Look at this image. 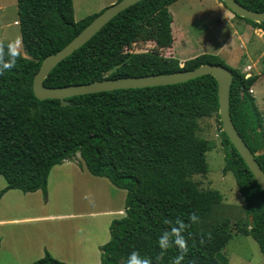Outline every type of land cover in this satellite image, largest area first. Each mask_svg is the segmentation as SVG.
Here are the masks:
<instances>
[{
  "label": "trees",
  "instance_id": "trees-1",
  "mask_svg": "<svg viewBox=\"0 0 264 264\" xmlns=\"http://www.w3.org/2000/svg\"><path fill=\"white\" fill-rule=\"evenodd\" d=\"M178 1L144 0L121 12L58 64L44 85L57 88L223 66L233 74L232 121L264 170V116L250 93L259 76L247 78L209 54L183 66L167 56L175 43L170 7ZM236 1L264 12V0ZM17 8L26 56L18 52L15 67L0 73V176L7 184L1 194L20 190L46 196L51 170L80 155L90 174L127 192L126 215L112 222L110 241L100 248V264H126L131 251L151 264H173L180 255L177 247L157 246L169 227L165 220L185 223L182 235L188 250L179 264H229L223 250L233 236L228 217L234 215L233 206L220 217L223 195L201 189L194 180L209 172L207 153L213 144L198 133L202 119H220L216 79L206 75L171 86L78 96L69 99L67 107L59 100L41 101L33 81L42 61L68 45L100 13L77 22L73 0H17ZM235 16L264 32V22ZM139 43H153L154 48L133 52ZM219 123L223 173L234 176L245 202L247 219L240 231L254 239L264 257V191ZM192 214L197 221L189 220ZM33 264L65 263L47 253Z\"/></svg>",
  "mask_w": 264,
  "mask_h": 264
},
{
  "label": "rangeland",
  "instance_id": "rangeland-1",
  "mask_svg": "<svg viewBox=\"0 0 264 264\" xmlns=\"http://www.w3.org/2000/svg\"><path fill=\"white\" fill-rule=\"evenodd\" d=\"M116 2L117 0H73L75 20L80 22L90 16L99 14ZM221 4V0H180L170 7L174 19L172 30L176 39L174 56L179 60L194 55L209 54L223 60L228 67L244 73L243 70L246 66L254 63L261 52H254L253 58L242 56L244 49L240 48L242 40L239 39L240 33H242L241 25L238 21L229 23L226 21V17L222 16L218 9ZM18 20L17 0H0V43L19 37L20 46L18 52L26 56L22 45L20 27L15 25ZM261 45L262 42L257 40L253 48L259 49ZM153 48V43H139L134 46L132 51L141 53L151 51ZM262 51H264V48ZM170 54L166 55L169 56ZM258 73L264 74V56L260 58V64L252 71V76L258 75ZM219 121L220 119L215 116L200 121L201 129L198 135L210 141L213 144V148L207 153L208 174L204 176L197 175L194 180L199 183L201 189L217 190L223 195L222 207L218 210L220 217H225L229 212L227 207L233 206L234 210L230 211L234 215L228 216L232 222L233 236L223 250L229 264H264V257L258 244L253 238L243 235L240 231V229H243L244 222L247 219L243 208L245 207V202L238 190L234 176L223 173L225 152L221 145ZM70 161L84 164L80 155ZM79 164H77L79 169L83 170L84 167ZM0 178L3 184H6L4 178ZM71 178L69 180L66 179V184L63 187L60 186L58 190L55 189L53 198L55 203H57L58 199L61 202V198L65 197L64 204L71 206L75 210L80 209L79 206L82 207V210L84 209V211L88 212L103 209L106 201L102 194L104 191L100 188L101 186L97 185L89 177ZM106 194H110L113 207L119 208L121 205L120 198L108 191H106ZM125 196H127V192ZM15 210H19V208L16 207ZM1 214L0 206V216ZM123 214L126 215L125 212ZM76 225L77 223L71 225L70 223L63 224L57 227V232L69 234L75 230ZM84 225L85 227H90V221H85Z\"/></svg>",
  "mask_w": 264,
  "mask_h": 264
},
{
  "label": "crops",
  "instance_id": "crops-1",
  "mask_svg": "<svg viewBox=\"0 0 264 264\" xmlns=\"http://www.w3.org/2000/svg\"><path fill=\"white\" fill-rule=\"evenodd\" d=\"M218 9L220 14L226 17L228 23L238 21L241 25L242 33H240L239 39L242 40L240 48L244 49L242 56L253 58L254 52H261L256 61L247 65L243 70L245 72L248 66L251 67L250 74L252 75L254 68L260 64V58L264 56V51H262L264 48L263 30L238 19L223 3ZM15 25L18 26L19 22L16 21ZM257 40H260L262 45L261 48L254 49L253 46ZM174 46L175 43L167 54L172 53L169 56L175 58ZM228 50L233 51L232 49ZM197 56L199 55L179 59L180 65L183 66L187 60ZM258 76L259 79L251 90L257 109L264 116V74L258 73ZM77 164L79 163L69 160L51 170L46 196L41 191L23 193L20 190H9L1 194L7 184H3L0 178L2 211L0 216V264H33L44 258L47 253L55 260L65 264L101 263L100 248L110 241L112 222L125 216L123 212H125L126 191L116 188L106 178L93 176L84 164H79L84 167L83 170H80ZM78 177H89L101 186L106 201L103 209L88 212L79 206L80 209L75 210L64 204L65 197L61 198V202L59 199L57 203L53 201L55 189L63 187L66 184V179ZM106 191L120 198L119 208L113 207L112 198L110 194H106ZM16 207L19 210H15ZM82 221H90V227H85ZM66 223H70V225L77 223V229L75 228L69 234L58 233L57 227Z\"/></svg>",
  "mask_w": 264,
  "mask_h": 264
},
{
  "label": "water",
  "instance_id": "water-1",
  "mask_svg": "<svg viewBox=\"0 0 264 264\" xmlns=\"http://www.w3.org/2000/svg\"><path fill=\"white\" fill-rule=\"evenodd\" d=\"M144 0H119L102 11L89 25H87L68 45L55 54L47 56L41 63L39 71L34 77L33 91L41 100H59L62 107L70 105L69 99L78 96L112 92L118 90L144 89L159 86H171L211 75L218 84L219 116L222 131L229 138L232 146L237 150L245 164L264 191V170L256 160L244 139L236 129L230 113V91L233 84V74L229 69L219 65H202L191 71H180L171 74L147 75L142 77H126L117 79H104L89 84L72 85L65 87H46L45 79L52 70L63 60L70 57L87 44L110 21L121 12ZM224 6L233 14L256 23L264 22V12L251 11L236 0H221Z\"/></svg>",
  "mask_w": 264,
  "mask_h": 264
},
{
  "label": "clouds",
  "instance_id": "clouds-1",
  "mask_svg": "<svg viewBox=\"0 0 264 264\" xmlns=\"http://www.w3.org/2000/svg\"><path fill=\"white\" fill-rule=\"evenodd\" d=\"M19 46V37L6 42L3 46H0V73L15 67ZM197 219L198 218L195 214L189 216V220L192 222L197 221ZM164 223L169 225V227L162 231L159 235L157 239V246L161 250H166L170 247V245H175L180 255L176 257L173 264H179V261L188 250L185 237L182 235L185 231V223L181 220H176L174 225L168 220H165ZM126 264H151V261L147 257L140 256L136 251H131L127 256Z\"/></svg>",
  "mask_w": 264,
  "mask_h": 264
},
{
  "label": "built area",
  "instance_id": "built-area-1",
  "mask_svg": "<svg viewBox=\"0 0 264 264\" xmlns=\"http://www.w3.org/2000/svg\"><path fill=\"white\" fill-rule=\"evenodd\" d=\"M251 70H252V68L249 67V66H248L247 69L245 70L244 74H245V76H246L247 78H249V77L252 76V75L250 74ZM250 93L253 94V91L250 90Z\"/></svg>",
  "mask_w": 264,
  "mask_h": 264
}]
</instances>
